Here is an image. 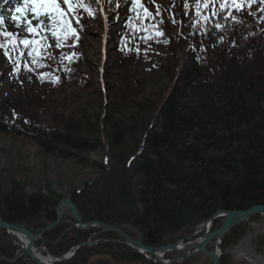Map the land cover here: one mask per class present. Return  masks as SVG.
Here are the masks:
<instances>
[{"label": "trees", "instance_id": "1", "mask_svg": "<svg viewBox=\"0 0 264 264\" xmlns=\"http://www.w3.org/2000/svg\"><path fill=\"white\" fill-rule=\"evenodd\" d=\"M205 2L208 8L203 7ZM225 2L230 5L231 0H200L201 15L210 17L206 32L200 25L186 32L182 26L186 16L181 10V19L155 24L163 36L156 35L149 24L156 22L155 10L147 8L154 19H136L140 9L126 19V31L115 37L123 61L128 63L141 54L149 41L163 38L171 45L175 60L178 51L186 47L184 57L190 63L177 71L176 61L167 66L178 82L162 103L146 94L141 101H131L130 96L138 88L144 94L142 80L134 83V89L129 85L119 91L120 95L116 91L117 104L131 103L139 111L116 120L109 117V107L105 114L107 129L99 117L75 113L63 114L55 123L41 119V110L48 101L46 88L72 81L73 72L78 71L83 58L77 50V45L82 44L80 38L71 41V49L64 53L63 60L52 53L53 58L48 59L49 48H37L38 59L45 57L40 59L44 67L31 65L38 91L0 103V130L31 135L48 151L57 149L62 155L75 156L108 143L111 156L98 163L99 178L71 196L84 222L98 220L122 229L126 224L142 232L153 229L155 234L164 235L159 244L166 245L181 237L176 234L185 232L183 227L194 224L197 217H209L219 209L264 204V3L256 0L239 12L226 7L211 16L213 5L218 9ZM188 5L187 10L196 15V3ZM229 10L240 23L224 19ZM216 23L222 28L216 29ZM24 62L23 56L19 69ZM56 77L58 82H54ZM61 199L49 185L46 191L29 193L21 180H12L8 190L0 185V217L26 223L39 232L55 221ZM221 222L218 219L214 227ZM76 223L67 209L62 222L46 230L37 245L48 247L57 256L68 253L80 242L120 237L102 233L98 227H72ZM243 232L242 224L233 227L223 238L224 244L236 243ZM16 240L14 234L0 227V256L14 258L22 250ZM102 256L121 264H154L144 254L132 252L129 246L104 239L94 245H82L72 259L57 264H90L94 257ZM227 256H221V264H229ZM0 264L34 263L23 256L14 262L1 259Z\"/></svg>", "mask_w": 264, "mask_h": 264}, {"label": "rangeland", "instance_id": "2", "mask_svg": "<svg viewBox=\"0 0 264 264\" xmlns=\"http://www.w3.org/2000/svg\"><path fill=\"white\" fill-rule=\"evenodd\" d=\"M115 1L112 0L113 4L108 3V8L103 10L109 13L107 23L103 22V13H100L99 8H97L95 18L84 15L79 20L78 31L81 32L82 44L77 45V50L78 53L83 54L82 61L77 65L78 71L73 72L74 79L72 81L55 88L50 84L46 88L48 101L44 103V108L41 110L43 122L55 123L63 114L75 113L84 117H99L102 127L107 129L109 123H106L105 114L109 107L112 109V116L107 115V117L116 120L121 117H129L139 111V107L133 106L131 103L128 106H122L118 101L117 104V100H115L116 91L125 90L129 85L133 86L132 89H134V83L142 80L146 88L144 94L138 88L134 96H130L131 101H141L142 95L146 94L158 98L162 103L178 82L177 76H172L167 66L173 65L176 61L177 71L190 63L184 57L186 47L178 51L175 60L171 45L167 44L163 38L154 42L149 41L143 46L141 54L133 56L128 63L123 61L117 52L115 36L119 31H126L118 21L128 14L131 7L124 6L122 1L125 0H118V3L122 2V5L120 4L121 6L117 8ZM145 1L152 7L159 5L167 9L168 12L161 11L158 16L159 22L178 16L179 10L184 14L187 11L186 17L183 19V29L188 32L194 28L192 22L196 16L190 10H185L183 6L185 3L195 4L197 0ZM92 5L93 8L97 7L95 2ZM13 15L16 13L2 18L3 25H0V29L4 28L14 34L20 33V29L11 19ZM27 18H32L30 13ZM32 23L35 25L37 21L33 20ZM21 38L30 37L28 33H22ZM48 43L53 45L50 53L57 58L71 49L69 44L66 45L65 42L60 49L55 48V40L51 38L50 34ZM31 74L27 70L20 73L14 72L9 68L5 56L0 54V103H4L6 100H16L17 97L27 92H37V82ZM33 80L36 83H33ZM110 103L114 105L116 103L117 106L111 107ZM122 109L126 114L123 113ZM108 148L109 145L106 143L104 147H98L97 150L88 151L82 155H62L57 149L48 151L39 144L37 138L31 135L0 130V185L4 190H8L12 180H21L29 193L46 191L49 185L62 198L71 197L74 191L82 190L88 183L99 178L101 167L98 166V163L106 162L110 158L111 154ZM68 215L66 212V216ZM67 220L66 217L65 221L67 222ZM242 227L244 232L239 240L232 245H225L223 241L218 247V251L228 255L229 264H264V213L248 219L242 223ZM125 228L131 234L135 233L128 225H125ZM15 243L19 242L16 240ZM132 252L134 251L132 250ZM170 253L172 254L170 259H172L176 253ZM205 258L202 255L194 256L181 264H203L207 260ZM129 262L123 264H143L141 262ZM208 263L211 264V261ZM90 264L121 263L108 256H102L94 257Z\"/></svg>", "mask_w": 264, "mask_h": 264}, {"label": "snow or ice", "instance_id": "3", "mask_svg": "<svg viewBox=\"0 0 264 264\" xmlns=\"http://www.w3.org/2000/svg\"><path fill=\"white\" fill-rule=\"evenodd\" d=\"M64 5L67 8H63L58 0H23V3L15 8L16 15L11 17L13 23L17 28L20 29V33H13L10 31H0V37H4V39H0V51L3 52V55L10 61L13 67L19 68V64L24 55V50L27 49V55L32 58V63L36 67H44L45 65L40 62V59L45 57H40L38 59L39 53L36 52V48L34 46L39 45V41L36 37H39L40 40L44 41L43 45H39L40 47L46 49L52 47L53 45L48 43V36L50 34L51 38L55 40L54 47L60 49L64 46V42L70 37H75L77 40L79 39L77 34V29L72 27V20L69 17V13H71L72 17H75L76 23L79 24V20L81 17L79 16V11L82 9L87 12L90 18H95V14L97 8L101 12H103V6L101 0H94L96 4V8H93L92 2L93 0H88L87 3H81L79 0H63ZM154 2V0H153ZM256 2V0H231L230 5L225 3H220L219 8H215L213 5L211 9V16H217L221 11H223L226 7L234 8L237 12L241 11L245 6L251 7L252 3ZM261 3H264V0H260ZM107 3L111 4L112 0H107ZM121 5L117 3L116 7L119 8ZM175 6L174 4L172 5ZM185 10L189 8L188 3H185ZM204 8H208L209 5L207 2L203 4ZM137 8L142 10L141 13H137L136 19H144L147 17L148 19H154L152 13L148 11L147 8H144L143 4H138L137 0H132L131 10L136 11ZM162 9L159 5H156V16L161 14ZM264 11V9H262ZM31 14V19H28V14ZM187 14V11L185 12ZM231 18L233 21L240 23L237 17L232 15L231 10L228 11L227 15L224 19ZM107 19V17H105ZM209 16L201 15V3L200 0L196 2V19L192 22L193 27L200 25L201 28L205 29V25L209 21ZM33 20H36L37 23L34 25L32 23ZM203 22V23H202ZM163 23V21H160ZM173 23L176 21L173 19ZM0 25H3V19L0 18ZM154 30H156V35L163 36V32L158 29L157 25L152 26ZM216 29H221L222 25L219 23L215 24ZM143 30V29H140ZM22 33H28L30 38H21ZM147 43V40H145ZM23 46L21 48L20 46ZM76 56V53L72 54ZM46 58L52 59L51 53H47ZM65 58V54H61V60ZM71 59V58H69ZM25 70L33 71L32 68L25 64ZM59 78L56 77L54 82H58Z\"/></svg>", "mask_w": 264, "mask_h": 264}, {"label": "water", "instance_id": "4", "mask_svg": "<svg viewBox=\"0 0 264 264\" xmlns=\"http://www.w3.org/2000/svg\"><path fill=\"white\" fill-rule=\"evenodd\" d=\"M66 208H69L70 212H72L73 217L77 220L75 227H79L83 230H88L90 227L93 226H99L102 227L103 232H109V233H117L121 236L120 240H115L118 243L126 244L134 249H137L141 252L149 253L151 254L155 260L160 264H170L172 262L174 263H180L182 260H186L189 258H192L193 256L203 254L206 255L207 258L212 259V263L214 264H221L220 262V256L218 251H216V246L218 245V241L223 238L228 231H230L233 227L237 226L238 224H241L242 222L248 220V218L253 217L255 215H258L259 213H264V204H258L251 207H248L247 209H219L216 212H214L210 217L205 218L202 220L200 224L197 225V229L203 231L206 228L208 229L206 232L203 233L200 237H196L197 232L189 231V236L186 239H192L190 242L182 243V240L177 241L176 243H171L170 245L166 246H155L152 244H145L142 243V237L133 238L128 232L125 230H122L118 225L116 224H109L103 221L98 220H89L88 222L84 223L83 219L80 216V213L77 211V207L72 201L70 196L63 197L59 204L56 206V213L57 217L54 222L50 223L49 226L44 227L41 231L37 232L35 231L34 227H31L30 225H27L26 223L18 224L12 221H7L3 217H0V227L6 229L8 232H12L14 234H17L19 236H23L27 239V245L24 247L22 245L23 251L19 252L16 257L9 259L6 257H1L3 260H7L9 262L17 261L21 256L26 255L32 261L34 264H54L53 262H45L44 260L40 259V257L35 253V248H39L36 244L37 240L41 238L42 234L45 233L46 230H49L51 228L56 227L63 218L64 210ZM218 217H223L222 224L212 229V225L214 223V220ZM200 218H197V221H199ZM150 239L152 241H155L154 238V231L149 230ZM215 241V249L209 250L207 247L212 242ZM93 242H82L79 243V245L84 244H92ZM77 245L74 247V250L76 251L79 247ZM181 246V247H180ZM172 249L174 252L179 253L176 257L173 258L170 262L164 261L160 256L159 253L165 252L167 250ZM47 253L57 260L58 258L62 259H68L70 258L68 256H53L47 248H45ZM204 264H208V260L204 262Z\"/></svg>", "mask_w": 264, "mask_h": 264}, {"label": "flooded vegetation", "instance_id": "5", "mask_svg": "<svg viewBox=\"0 0 264 264\" xmlns=\"http://www.w3.org/2000/svg\"><path fill=\"white\" fill-rule=\"evenodd\" d=\"M197 218H200V217H197ZM197 218L194 220L195 221V223L194 224H191V225H188V226H185V227H183V229L185 230V232H181V233H184V234H180V235H177V236H181V238L182 239H184V238H187L188 236H189V231H193V232H195V231H199V229H197V225H198V223H200L203 219H205V218H200V220L199 221H197ZM126 225V224H125ZM124 229H125V231L126 232H129L125 227H124ZM137 231H139V232H141V234L140 235H132L131 234V232H129V234H131L134 238L135 237H142V242L143 243H145V244H147V243H150V244H153V245H156V244H158L159 243V241L161 240V238H162V234H160V233H158V234H155V231H154V238H155V241H152L151 239H150V235H149V230L147 231V232H142V231H140V230H138V229H136ZM115 239V238H114ZM107 242H111V241H107ZM113 243V242H112ZM213 244V242L208 246V249H213V247L211 248L210 246ZM170 255H172L171 253H168V255L166 256L168 259H170L171 258V256ZM173 256H175V255H173ZM207 258V257H206ZM205 258V259H206ZM209 261H211V259H209V258H207Z\"/></svg>", "mask_w": 264, "mask_h": 264}, {"label": "bare ground", "instance_id": "6", "mask_svg": "<svg viewBox=\"0 0 264 264\" xmlns=\"http://www.w3.org/2000/svg\"><path fill=\"white\" fill-rule=\"evenodd\" d=\"M36 231V230H35ZM38 232V231H37ZM15 236L16 237H18V239L20 240V241H22L21 243H22V245L25 247L26 245H27V239L25 238V237H21V236H19V235H17V234H15ZM35 253L40 257V259H42V260H44L45 262L47 261V262H52V261H55V259L54 258H52L50 255H44L43 254V251H42V249H40V248H35Z\"/></svg>", "mask_w": 264, "mask_h": 264}]
</instances>
